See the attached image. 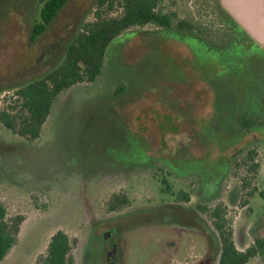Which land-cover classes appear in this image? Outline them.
Masks as SVG:
<instances>
[{
    "label": "rangeland",
    "instance_id": "1",
    "mask_svg": "<svg viewBox=\"0 0 264 264\" xmlns=\"http://www.w3.org/2000/svg\"><path fill=\"white\" fill-rule=\"evenodd\" d=\"M182 2L168 10L192 11ZM93 7L94 0H69L31 41L39 0H0V112L16 87L61 62ZM149 29L115 39L98 79L64 90L36 140L0 123V203L8 218H23L0 264H37L58 231L70 239L75 264H106L102 237L110 227L113 264H217L208 251L212 221L176 204L177 191L191 205L223 208L239 251L264 239V125L246 133L238 123L255 83L264 84L259 56L234 65L203 44ZM249 149L257 174L236 165ZM119 192L128 207L108 211ZM247 264H264V253Z\"/></svg>",
    "mask_w": 264,
    "mask_h": 264
},
{
    "label": "trees",
    "instance_id": "2",
    "mask_svg": "<svg viewBox=\"0 0 264 264\" xmlns=\"http://www.w3.org/2000/svg\"><path fill=\"white\" fill-rule=\"evenodd\" d=\"M68 1L39 0L40 9L32 27L31 41L46 31ZM185 2H192V11L182 12L180 16V11L168 10L177 6V0H94L92 18L83 24L71 40L61 62L42 77L16 88L13 101L9 100L12 103L0 112V123L12 135L36 140L56 98L75 84L95 82L101 75L108 46L130 30L151 27L150 31L171 33L182 42L203 44L214 57L222 62L230 60L234 65L244 56H259L258 62L264 69V50L224 10L219 0ZM113 13L116 15L112 16ZM253 89V104L238 120L240 128H244L246 133L264 125L262 80L255 83ZM255 156L256 152L249 149L242 161L236 164L237 168L257 174L259 165L255 162ZM242 182L241 188L245 189V183ZM126 204L121 195L113 194L109 199L108 211H118ZM199 208L212 221L219 237L221 250L217 264H247L264 253V239L261 238L255 239L243 251L236 248L223 208ZM22 221V216L8 218L0 203V263L15 246ZM70 251V239L58 231L50 238L46 254L38 259L37 264H75Z\"/></svg>",
    "mask_w": 264,
    "mask_h": 264
},
{
    "label": "crops",
    "instance_id": "3",
    "mask_svg": "<svg viewBox=\"0 0 264 264\" xmlns=\"http://www.w3.org/2000/svg\"><path fill=\"white\" fill-rule=\"evenodd\" d=\"M219 2L264 50V0H219Z\"/></svg>",
    "mask_w": 264,
    "mask_h": 264
},
{
    "label": "flooded vegetation",
    "instance_id": "4",
    "mask_svg": "<svg viewBox=\"0 0 264 264\" xmlns=\"http://www.w3.org/2000/svg\"><path fill=\"white\" fill-rule=\"evenodd\" d=\"M20 86H22V85H20ZM20 86H18V87H20ZM18 87H16V88H18ZM236 159H237V157H236ZM230 166H231V162L228 163V167L226 168V171H229L230 170ZM160 184H161V189H160L161 192H165L170 187L169 186V183H167V181L165 179L161 180L160 181ZM117 194L118 195H121L122 198H123V200L125 199L126 200V203H127L124 207L120 208V210L121 209H126L125 207L126 206L128 207V203H129L128 202V199L123 194H121V192H119ZM174 201H175L176 204H179V205H183V204L184 205H189L191 208L194 209V211L198 215H201L202 214L200 212L199 206H201V205L199 203H196L195 205L194 204L193 205L190 204L189 194H187V192L177 191L176 192V197L174 198ZM126 215L127 214L124 213L123 216H126ZM113 234H114V228L110 227V228H108L107 231H105V234L102 237V241L106 244V247L108 248V251L106 253V256L107 257L105 259L106 264H113V263L116 262V260L118 258L117 257V248H116V245L114 243V236H113ZM214 236H215L216 241H214V245H213L211 251L210 250H208V251H209V254H211V256H213V257L215 256V258H217V261H218V258H219V255H220V250H221L220 249V242H219L218 235L215 234ZM205 255H206V253H205ZM165 264H168V262H166Z\"/></svg>",
    "mask_w": 264,
    "mask_h": 264
}]
</instances>
